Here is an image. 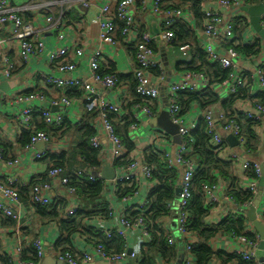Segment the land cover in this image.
<instances>
[{"label":"built area","instance_id":"obj_1","mask_svg":"<svg viewBox=\"0 0 264 264\" xmlns=\"http://www.w3.org/2000/svg\"><path fill=\"white\" fill-rule=\"evenodd\" d=\"M81 4L90 9L96 7L92 0H79ZM204 14L203 32L206 37V45L204 52L207 54L211 63H219L223 70L229 72L226 80L214 87L220 88L221 92L229 98L236 95L239 88L246 85L247 79L252 78L264 89V60L261 62L255 73L246 75L240 73L237 69L236 62L240 56L233 53L229 56L219 52V45L224 39H233L234 28L233 19L228 16L227 12L238 8L245 0H197ZM165 0H117L116 8L112 11L111 0H106L99 7L100 14L96 19V24L99 26V39L102 44L117 47L119 45L118 33L121 34L124 42L127 45L133 46L135 49V63L136 69L134 72L135 80V94L145 101L146 105L138 104L132 110L135 124L131 130H135L144 117H157L156 111H153V103L160 97V88L155 86L152 81L151 71L162 68L159 61L156 59V53L153 45L156 41H160L167 46L174 44L175 35L173 27L178 22H186L187 15L179 9H168ZM214 5V6H212ZM49 3H41L42 9H50ZM30 6L19 8L11 5L9 0H0V26H7L9 38H4L0 34V86L3 83L10 82L18 70L16 65L9 55L7 46L11 41L15 42L18 47V57L20 64L24 66L29 64L30 59L35 56H42L47 50L45 43L41 37L44 32H51L56 35L58 44L66 42V27L64 25V18L68 14V10H63L59 16L49 15L45 17V27L38 28L35 23L26 22L21 14L30 11ZM149 12L157 18H160L162 29L160 31L159 39L152 36L148 31L138 34L137 18L143 13ZM262 27L264 29V16ZM189 45L181 46L179 51L183 56H187L190 50ZM88 58V66L92 76L93 82H87L83 78L74 77L76 64L73 59L82 61ZM104 58V51L98 49L92 51L89 55L85 53L83 48L74 46H60L57 49L50 51V64L58 76L42 75V79L47 85L55 87L62 92L61 98L53 100L49 105L52 107H61L64 110L72 107L73 100L67 96L69 89H78L82 93L81 100L84 102L86 112L97 114V119L94 122L97 135L92 138L91 145L93 148L100 150L102 161L113 165L116 169L117 175L114 180L116 187L119 186H133L136 185V190L132 195L124 197V203H131L134 196L138 193V185L140 179H145L149 182L153 181L152 168L143 161L133 159L127 166L115 167L117 160L122 159L126 154V148L123 141L117 135L116 128L112 121L109 120L110 114L117 115L118 118L123 117L124 109L121 104H114L109 102L98 91L99 88L103 90L116 89L120 83L117 75H103L100 72V62ZM210 79L202 73H185L179 83L171 86L167 101V108L169 115L174 124L179 126V135L181 137V144L175 157L164 154L165 162L170 169H180L182 171L180 189L181 193L179 199L174 205H169L168 208L173 210L177 219V233L180 243L184 245L185 256L183 264H193L194 259L192 250L195 247L192 242L193 234L188 230V205L192 198L193 179L196 174L197 164L193 159L188 158L195 145V139L192 132L197 125H190L186 121L185 115L182 114L183 109L178 102L180 93L184 92H201L210 88ZM219 90V89H218ZM28 93V92H26ZM20 94L14 99L16 107H21L20 114L13 119L14 125L20 131H33V115L40 113L47 125L62 129L68 120H71L66 111L60 113L51 112L50 109L39 105L49 103L48 96L45 93H35L30 91L28 95ZM29 104V105H28ZM27 105V106H23ZM22 106L24 107L22 109ZM243 114L254 122H260L264 116V107L261 105L251 106L248 110L243 109ZM68 113V112H67ZM208 123L209 133L212 136V141L215 146H222L227 149V142L223 137L232 135L238 139L241 146L245 144V140L241 138L242 126L233 120H229L227 114L222 111H214L210 109L204 112L202 116ZM220 125V127L218 126ZM221 130V131H220ZM105 133L109 148H104L100 141V133ZM164 135H158L157 139H161ZM52 143V137L45 131H36L32 133L27 150H34L38 144L49 146ZM224 150V152H225ZM223 152V154H224ZM45 153L41 152L35 155L36 160H41ZM225 159V158H224ZM7 159L5 158L3 149L0 148V165H5ZM229 161L236 164L239 163L244 171L253 169L256 174L255 179H250L249 187L253 199L245 204L238 203L232 196H226L225 200L234 205L235 211L238 214L245 215L249 211L253 202L260 193L259 181L264 172V162L258 161H242L238 155H233ZM19 160L9 161L8 166H13ZM66 169L53 167L48 172V177L51 181L40 182L34 186L28 185L30 188V204L48 206L53 203L51 194L53 192V182L59 181L65 188L68 195L66 216L73 217L78 213V205L75 201L77 190L69 187L70 181L66 176ZM96 173V176H95ZM77 178H87L92 183L97 181H104L101 177L100 171H95L90 167H84L74 172ZM20 181L18 177H5V180L0 182V215L15 221L17 224L21 223V216L16 210L15 206H21L22 200L19 193ZM153 188V187H152ZM117 192V189H116ZM204 195L207 201L211 204H217L218 187L215 185H204ZM149 198V197H148ZM147 198L145 202L139 204L137 208L125 206L118 217L117 226L113 228L104 229L102 233L111 238L112 234L116 232L126 243L125 250L119 255H111L101 245L92 246L89 251L83 252L80 256H74L71 253H55L54 257L60 263L65 264H92L95 262H103L106 264H124L125 262L137 263L140 258L134 252H130L127 246V241L130 237V232L140 231L141 242L143 245L151 242V226L142 218L135 221H128V215L133 210L146 211L150 206V200ZM111 215L114 216V209L109 208ZM246 216V215H245ZM259 220L264 225V212L258 216ZM103 220V218L98 217ZM248 222V221H247ZM98 227V225H97ZM230 240L237 242L238 247L233 252L240 257L244 262L252 264H260L257 261L256 253L261 245L262 239L258 232L253 233L252 237L246 235H227ZM226 237V236H225ZM170 245L176 246L175 239L167 235ZM37 251V257L42 260L46 257L45 247L40 239H35L30 244ZM180 245V244H179ZM24 245L20 243L16 250L18 257V264H34L33 262H23L22 252ZM131 263V264H132Z\"/></svg>","mask_w":264,"mask_h":264},{"label":"crops","instance_id":"obj_2","mask_svg":"<svg viewBox=\"0 0 264 264\" xmlns=\"http://www.w3.org/2000/svg\"><path fill=\"white\" fill-rule=\"evenodd\" d=\"M92 1L95 3L96 7L87 9L81 4L79 0H9L11 5L14 7L23 8L30 6L32 9L21 14V16L26 22L35 23V25L40 29L45 27V17H48L49 15H54L57 17L63 10H68V14L64 18L67 39L64 44H58L56 35L54 33L44 32L41 39L45 43L47 50L42 56H35L31 58L29 64L24 66H19L20 61L18 57L17 44L11 41L9 46H7V49L10 50L9 55L11 56L12 61L18 65V70L16 71L14 78L10 82H6L9 87L5 90L0 89V141L3 148L6 150L3 151L5 158L7 159L5 165H0V182L4 181L5 177H18V180L20 181V188H27L30 190V188L25 186L31 185L33 181L37 183H40L42 180L46 179L47 181H51L48 177V172L49 169L55 164L51 161L52 159L49 158V155L55 157L72 151L74 148L73 144L78 140L75 125L82 122V120L87 115L85 104L81 98L73 99L72 107L66 110L61 107H52L49 105L51 101L61 98L62 96V92L60 90L47 85L42 79L43 74L47 76H58L50 64L49 57L51 50L57 49L60 46L68 45L71 47L77 46L83 48L87 55L98 49L104 51V58L100 62L101 74L110 75V73L113 72L121 79H119L120 83L116 89L103 90L102 88H99L98 91L103 93L104 97L111 103L119 104L121 102L124 110L128 104H131L137 99L134 90V72L136 69V63L134 59L135 49L133 46L127 45L124 42V39L119 36L120 33H118L119 45L117 47H112L100 42V31L99 26L96 24V19L100 14L99 7L105 3L106 0ZM194 1L195 0H165V5L168 9H179L186 13L188 18L186 22H178L175 25H186L190 31H192V43L189 45L191 48L188 51L187 56H183V54L179 51V48L183 45H178V40L171 46H167L160 41H156L154 44L153 47L156 53V59L159 61L162 67L160 71L155 70L156 73L151 71L152 81L155 86L160 88L161 92L160 97L152 105V108L156 111L157 117H144L135 130H131L130 128V139L135 145V149L129 155L130 160L137 159L146 163L145 158L150 153L149 151H156L162 155L168 154L171 157H175L178 152L179 145L174 142V139L170 135L165 133L159 127H156L154 125V120L167 109V97L171 86L179 83L182 79V76L187 73L181 70L185 68L183 64H192L194 61L195 50L201 49L204 52L206 37L203 32V11L201 13L202 17H197L194 11ZM263 1L264 0H260V2L256 4H251L248 2V0H245L240 7L234 8L233 10L227 12L228 16L232 17L233 19L234 37L233 39H224L218 47L219 52L225 56L231 55L232 51L233 53L238 54L240 56L236 62L238 65V71L251 76L255 73L261 62L264 60V38H262L252 27L250 16L247 12H245V9L253 6H259ZM41 3H49L51 5L50 9H42L40 7ZM116 3L117 0H111L112 11L115 10ZM263 16L261 26L263 23ZM156 19L157 17L150 14L149 12L139 15L136 21L138 26V34H142L145 31L150 33L152 30L162 29V24L158 23ZM240 23L246 25L242 35H240L239 31H236V28H238L237 24ZM8 30L9 29L7 26H0V34L4 38H9ZM233 41L253 47L256 50V53H251L248 55L240 53L230 45ZM237 43H235V45ZM87 60V57L82 61L73 59V63L76 64L74 77L83 78L88 83H91L93 80ZM180 64L182 65L179 66ZM244 87L246 89H244L246 91L245 94H247V90H251L250 94L252 95V97L250 96L252 98L251 103H249L250 101H243V104H241L244 110H248L252 103L262 101L261 97L264 96V89L260 88L259 85L255 83L254 80H252V78L247 79V83ZM218 89L215 87V92L222 99H226L227 97L223 94V92H221L220 88ZM30 91L35 93H45L48 96L49 103L47 102L45 105L43 104L39 106L46 107L54 113L66 111V115L71 119L68 120L67 125L72 124L74 126L68 134H64L66 129L58 132L57 135H52L48 131L52 137L51 145L44 146L45 148L35 147L34 150H27L26 147L21 146L20 139L23 132L20 131L13 123V119H15V117L20 114L21 110V107L15 106L14 99L18 95L25 94L26 92ZM143 102L145 103V101ZM23 106L25 107L27 105ZM23 106L22 109L24 108ZM210 109H213L214 111L225 112V110L220 105H215ZM203 114L204 110H202L199 105H194L185 115L186 121L190 125H198V122L202 118ZM261 117L262 119L259 122L258 127L254 130L256 138L252 143V149H245L244 145L241 146L240 143L238 146L232 145L227 140V137L230 135L223 133V137L227 142V149L224 152L225 160L228 161L233 155H238L242 161L249 160L258 161L261 163L264 162V116ZM218 126L220 127L219 124ZM158 135H164V137L157 139ZM100 141L104 148H109L107 137L103 132L100 133ZM41 152L45 153L44 157L41 160H36L35 155ZM17 159L19 162L15 163L13 166H8L9 161H15ZM105 166L106 163L104 162L100 172H102ZM110 166L116 172L114 166ZM84 167L86 166H84V164L81 165V163L80 166L79 163L76 166L77 170ZM232 168L233 177L238 180V184L242 186L244 190H247L250 179L246 178V171L242 169L239 163H233ZM216 176V182L213 185L218 187L217 199L219 203L213 205L212 211L207 220L208 224L212 227L219 225L230 216L237 218L241 215L235 211L234 205H232V203L225 200V197L229 195L228 193H230V181H227L219 174H216ZM180 181L181 176L175 185V190L179 188ZM52 185L53 192L50 196L53 199L54 205L62 201H66L67 203L68 195L66 188L59 181H54ZM154 186V181L149 182L145 179H140L137 189L138 194L133 197L131 203H124V198L119 200V195L116 192L117 187L114 181L109 183L104 181L103 195L98 199V203L93 204V202H87L86 199L80 197L79 194H77L75 201L79 210L86 209L90 213L98 211L101 208V203V206L107 205L108 211H110L109 208L114 209V216L112 220L94 219L90 222L91 225H98L96 229L102 232V228L108 229L117 226L118 217L121 210L125 206H131V208L135 209L139 204L145 202L152 187ZM259 187L260 193L253 202V206L259 202V207L256 209L258 216L264 212V177H262L259 181ZM26 198V194L22 195V205L14 207V210H16V212H18L21 216L20 224H17L16 222H13V220L11 221V219L0 215V264H6L8 260H12L13 264H18L16 250L19 248L20 243H22L24 248H26L35 239H40L42 241L46 252L45 258L50 260L55 259V244L60 238L58 223L49 219L48 217H43L42 214H38L37 209L32 206L29 201L27 202ZM97 205L99 208H96ZM159 225L167 235H170L175 239L177 243L176 247L178 249L180 239L177 233V219L174 213L172 212L170 216L160 220ZM246 231L248 234H251V237L253 233L257 232L249 219L247 222ZM140 235V231L130 232L127 246L130 249L129 251L136 253V255L141 259V248L143 244L141 242ZM227 235L217 236L215 239L211 240L210 246L216 252L223 251L230 255H235L233 252L238 247V244L237 242L227 238ZM86 240V236H76L74 245L77 255L80 256L83 252L89 251L92 247V245L88 244ZM192 242L194 244H199L200 240L196 235H193ZM177 260L171 264H176ZM157 262V264H166L160 259H158ZM98 263L103 262H95L92 264ZM131 263L132 262H125L124 264ZM211 264L223 263L215 259Z\"/></svg>","mask_w":264,"mask_h":264},{"label":"trees","instance_id":"obj_3","mask_svg":"<svg viewBox=\"0 0 264 264\" xmlns=\"http://www.w3.org/2000/svg\"><path fill=\"white\" fill-rule=\"evenodd\" d=\"M248 2L256 4L260 2V0H248ZM194 11L197 17H202V9L200 8L199 2L196 0L194 1ZM237 27L236 31H239L240 35H242L246 25L240 23L237 24ZM173 31L175 35L174 43H176L177 40L178 45L184 46L192 43L191 40L193 35L188 26L177 24L173 27ZM119 36H121V34H119ZM235 43L237 42L233 41L230 45L242 54L248 55L256 53V50L251 46H246L240 43L235 45ZM194 52L195 55L192 64H183L185 68L179 69L187 73L204 74L210 79L211 86L201 92L180 93L178 95V102L182 106V114L186 115L194 105H199L204 112L208 111L215 105H220L225 110L229 120L236 121L242 126L241 138L245 140L244 148L252 149V143L256 138L254 130L258 127L259 122H254L248 119L243 114L244 112L241 105L243 104V101H250L249 103L252 102V95L250 94L251 90H247V94H245L246 89L245 87H242L239 88L236 95L222 99L215 92L214 86L219 85L226 80L229 76V72L223 70L219 63H211L205 52L201 49L195 50ZM181 65L182 64L179 66ZM153 71L155 72V70ZM110 75L116 74L111 72ZM28 94L29 92L26 93V95ZM67 96L72 100L80 99L82 93L77 89H69L67 91ZM136 97L137 99L135 101L125 107V115L123 117L118 118L115 114L109 115V120L114 124L117 135L123 141L127 149V154L122 159L116 161L114 164L115 167L127 166L131 163L129 155L135 149V145L130 139V128L135 124L132 109L138 104L146 105L142 98L137 95ZM261 99L262 101L252 103L251 106L253 108L254 105H261L264 107V96H262ZM153 111L155 110L153 109ZM96 119L97 114L88 112L82 122L75 125L78 140L73 144L74 148L72 151L55 157L49 155V158L52 159L51 161L55 164L53 167L68 169L66 176L70 181L69 187L75 188L80 197L86 199L87 202H93V204L98 203V199L102 197L104 183L102 181L92 183L84 177L79 179L75 177L74 172L77 170L76 166L78 163L79 166L81 163V165L84 164V166L90 167L95 171H100L103 166L104 162L102 161L100 150L93 148L91 145L92 138L97 135V131L94 127V121ZM32 124L34 132L45 131L48 133L49 131L52 135H57L58 132L63 131L64 129H66L64 134H68L74 127L72 124L67 125V122L62 129L49 126L41 117L40 113H35L33 115ZM33 131H23L20 139L22 147H27L29 145ZM192 136L195 139V145L192 152L188 155V158L193 159L196 162L197 170L192 183V198L188 205V230L200 240V243L195 244V247L192 250V256L194 259L193 264H211L215 259L221 261L223 264H252L244 262L236 255H230L223 251L216 252L210 246L211 240L219 235L236 234L251 237V234H248L246 231L248 218L245 215H240L237 218L230 216L219 225L213 227L208 224L207 220L212 211L213 205L207 201L204 195V185H213L216 182V174H219L227 181H230V193L228 194L236 199L238 203H248L253 199V196L249 189L244 190L243 187L238 184V180L233 177V163L224 159V147L215 146L213 144L212 136L209 133L208 123L203 117L199 120L197 127L192 132ZM0 148L6 151L3 148L1 141ZM149 152L150 153L145 159L146 164H148L153 170V181L155 182V186L151 189L148 196L150 206L146 211L133 212L132 210L127 219L128 221H135L142 218L151 226V242L142 246L141 259L138 264H157L158 259L163 260L166 264H171L178 259V249L176 246L170 245L167 234L160 228L159 222L163 218L170 216L173 211L169 209L168 206L174 205L177 201L175 185L179 180L182 171L178 168L170 169L165 162L164 155L156 151ZM245 175L248 179L256 178L253 169L246 171ZM46 181L47 179L42 180V182ZM35 184H37V182L33 181L30 187ZM135 190V184L131 187L119 186L117 188L119 200L132 195ZM19 193L21 200L22 195L26 194V200L30 203V190L19 187ZM101 204V208L98 211L90 213L86 209H82L73 217L66 216V201H62L56 205L52 203L48 206H33L37 209L38 214H42L43 217H48L58 223L60 238L55 244V252L71 253L74 256H79L75 252L74 241L77 235H82L86 236V242L88 244L92 246L101 245L108 253H111V255H119L126 248L125 241L116 232L112 234L111 238H107L102 232L96 229V224H90L91 221L98 219V217L107 220L113 219V215L108 211L107 205L101 206ZM96 208H99V206L97 205ZM22 261L33 262L34 264L40 262V259L37 257V251L32 245L23 249ZM6 264H13V262L12 260H8Z\"/></svg>","mask_w":264,"mask_h":264},{"label":"water","instance_id":"obj_4","mask_svg":"<svg viewBox=\"0 0 264 264\" xmlns=\"http://www.w3.org/2000/svg\"><path fill=\"white\" fill-rule=\"evenodd\" d=\"M245 12H247L248 15L250 16V22L254 30L262 38H264V30L262 29V26H261L262 16L264 15V1L259 6H253V7L246 8ZM156 21L161 24V19L157 18ZM160 31L161 29L152 30L150 31V34L159 39ZM8 87L9 85L5 83L0 87V89L5 90ZM154 125L162 129L168 135H170L174 139V142L177 145L181 144V137L179 135V126L172 122L171 117L169 115L168 108L158 118L154 120ZM227 140L234 146L239 145L238 139L232 135L228 136ZM44 146H45L44 144H38L36 147L42 148ZM95 176H96V173H95ZM263 176H264V172H263ZM101 177H102V180L105 182H108V183L113 182L116 178V172L110 166V164H108L103 168L101 172ZM180 193H181V189L179 187L176 190V200L179 199ZM257 207H259V202L256 203L255 206H252V208L246 212V215L249 221L253 224L255 230L261 236L262 242L256 253V258L260 264H264V225L258 218V213L256 210ZM184 256H185L184 245L180 243L179 248H178V260L176 264H183ZM57 264H65V263H60L59 261H57Z\"/></svg>","mask_w":264,"mask_h":264},{"label":"rangeland","instance_id":"obj_5","mask_svg":"<svg viewBox=\"0 0 264 264\" xmlns=\"http://www.w3.org/2000/svg\"><path fill=\"white\" fill-rule=\"evenodd\" d=\"M38 264H57V260L55 259H48V258H44L42 260H40V262H38ZM98 264H106V263H98Z\"/></svg>","mask_w":264,"mask_h":264}]
</instances>
